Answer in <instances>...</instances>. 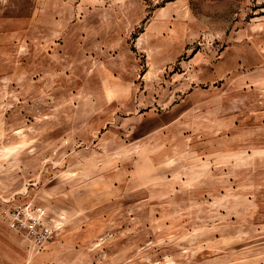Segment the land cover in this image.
<instances>
[{"label":"rangeland","instance_id":"1","mask_svg":"<svg viewBox=\"0 0 264 264\" xmlns=\"http://www.w3.org/2000/svg\"><path fill=\"white\" fill-rule=\"evenodd\" d=\"M8 200L0 264H264V0H0Z\"/></svg>","mask_w":264,"mask_h":264},{"label":"built area","instance_id":"2","mask_svg":"<svg viewBox=\"0 0 264 264\" xmlns=\"http://www.w3.org/2000/svg\"><path fill=\"white\" fill-rule=\"evenodd\" d=\"M7 203L0 214L8 228L24 236L37 252L41 251L60 228L59 223L51 225L45 209L41 207L9 200Z\"/></svg>","mask_w":264,"mask_h":264}]
</instances>
